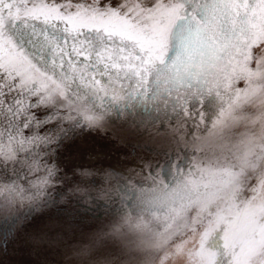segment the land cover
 Here are the masks:
<instances>
[{
	"label": "snow or ice",
	"instance_id": "6c2138e0",
	"mask_svg": "<svg viewBox=\"0 0 264 264\" xmlns=\"http://www.w3.org/2000/svg\"><path fill=\"white\" fill-rule=\"evenodd\" d=\"M113 113L180 147L110 170L121 215L68 259L264 264V0H0V208L51 202L64 140Z\"/></svg>",
	"mask_w": 264,
	"mask_h": 264
},
{
	"label": "rangeland",
	"instance_id": "374dc122",
	"mask_svg": "<svg viewBox=\"0 0 264 264\" xmlns=\"http://www.w3.org/2000/svg\"><path fill=\"white\" fill-rule=\"evenodd\" d=\"M175 129L167 122L150 131L110 122L100 128L77 127L57 153L60 172L50 191L51 202L38 204L31 214L27 202L22 208H0V235L15 221L14 239L0 247V264H74L68 259L72 249L107 230L121 215L116 199L119 181L110 170L132 183L146 180L144 164L180 147ZM13 213L20 215L18 221Z\"/></svg>",
	"mask_w": 264,
	"mask_h": 264
},
{
	"label": "flooded vegetation",
	"instance_id": "af4514ba",
	"mask_svg": "<svg viewBox=\"0 0 264 264\" xmlns=\"http://www.w3.org/2000/svg\"><path fill=\"white\" fill-rule=\"evenodd\" d=\"M112 123V124H121L120 122H114L109 120V118H106L104 123ZM123 126L129 128V129H134V130H142V131H150L151 129H153L155 126L159 125L158 123H151V124H140V126H137L135 123L129 122V123H122Z\"/></svg>",
	"mask_w": 264,
	"mask_h": 264
},
{
	"label": "water",
	"instance_id": "95a60500",
	"mask_svg": "<svg viewBox=\"0 0 264 264\" xmlns=\"http://www.w3.org/2000/svg\"><path fill=\"white\" fill-rule=\"evenodd\" d=\"M137 119H143L144 120V123L143 124H151L149 121H148V118L147 117H143V118H137ZM109 120L111 121H114V122H122V123H129V122H132L133 123V120L131 117H127V116H122V117H117L115 113H113L111 115V117L109 118ZM158 123V122H157Z\"/></svg>",
	"mask_w": 264,
	"mask_h": 264
},
{
	"label": "bare ground",
	"instance_id": "6f19581e",
	"mask_svg": "<svg viewBox=\"0 0 264 264\" xmlns=\"http://www.w3.org/2000/svg\"><path fill=\"white\" fill-rule=\"evenodd\" d=\"M136 124V123H135ZM137 125V124H136Z\"/></svg>",
	"mask_w": 264,
	"mask_h": 264
}]
</instances>
